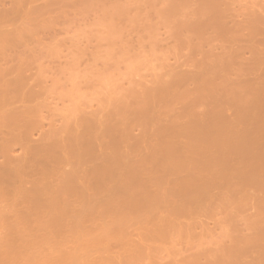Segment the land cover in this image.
Segmentation results:
<instances>
[{
    "label": "rangeland",
    "instance_id": "rangeland-1",
    "mask_svg": "<svg viewBox=\"0 0 264 264\" xmlns=\"http://www.w3.org/2000/svg\"><path fill=\"white\" fill-rule=\"evenodd\" d=\"M0 2H1L0 3V16H1V13L3 12L2 16L0 17V30L3 32V34L5 32H8V33L12 32L11 33L12 40L9 39L8 37L10 34H8V36L7 35L4 36L5 34L4 35L0 34V37L2 36L1 37L2 39L0 38V40H2L0 41L1 42L0 48H2L4 51V54H3L1 53L2 51L0 49V54L1 55L3 54L2 58H5L4 59L5 61H3L2 58H0V68L2 67L1 70L3 69L2 70L3 72L0 70V72L2 73V75L0 73V76H1L0 82L3 81L5 83L7 82L8 84L11 83L12 86L10 87H13L14 89L13 91L16 90L20 94L22 93V91L25 90L24 91L25 94L21 95L22 97L26 96V94L27 95L29 94V96L31 95V97L26 96L27 98L29 97L31 99H27V101L25 102L30 104V100H31L32 105L30 106L28 105V106L32 112L31 115L33 116V119L35 120V122H38V124L42 121L40 123V125L42 124L41 125L42 129L44 131L47 130L45 131V134L43 135L44 136L43 139H45V142H46V138L48 137V136L45 137L46 134L53 135V132H55L53 135V138L57 136L62 140L64 139L63 137L66 138V136H69V135H70V138H73L71 137V134L72 135H75V133L80 134L77 132L79 131V129L80 131L81 130L85 131L84 134L86 135V132L88 131L87 130L88 127H90L89 130L91 129V132L89 134H91V137L93 138V135H95V131L97 129H98L97 131H100L99 128L101 129L109 128L108 130L115 129L112 127L116 124V121L117 123L118 121H120L118 118V115H121L120 118L121 120L123 118L122 120L123 122L124 118L128 117L127 113H130V112L131 113L129 114L128 119L125 118L126 121L129 120V118H131L130 117L131 114H134L132 115V117L135 116L134 119L140 118V120L136 119L137 121L136 120L133 121L132 120L133 118L130 119L133 122L136 121L135 123H132L133 125L131 124L132 126L129 125L131 122L130 120H129V123L128 121L127 122L125 121V123H127L125 124L126 126H124V124L121 123L123 124V126L121 125L122 128L125 127V129H122V131L124 130L126 132V127H127V129L131 128L132 130L135 131V133L136 132L138 133L141 130L140 126L146 127L147 122L149 121L147 120V118L151 119L150 120L151 122L155 120L157 116H160V115L162 116V114H165L166 116H168L169 113H171L172 111L174 113H172L171 116H175L176 118L178 117L177 119L179 121L186 120L189 114H194L197 117L200 115V114H197L199 112L197 111L198 109L197 110L193 109L195 111L191 110L192 107H190V104L193 103L195 100H197L198 101L197 103H200V104L197 105L195 101V104L197 106L193 104L192 106L193 108L195 107L197 108L199 106V110H201V108L203 109L206 106L208 108L211 104L210 105H207V104L212 103L213 101H215V99L216 101H218L220 97L218 96L219 98H217L216 95L220 93V90H218V88L223 86L222 83L226 82L227 85L228 84L230 85L231 83H233V81L236 80L235 79L236 77L233 75L234 73H232L235 71H231V70H233L232 69L233 66H237V68L239 67L238 65L242 66V64L237 63L238 62L237 60H239L240 58L243 59L242 57H246V58L248 57V59L252 58V60L256 59L255 60L256 64L253 63L255 70L256 68H258V66L264 65L262 63V61L264 60H261L264 58V56H262L263 58H261L260 56L259 58L260 60H258V57L261 51L263 52L262 55H264V0H189V1L187 0H0ZM210 3L213 6L212 8H211V5H209ZM207 4H208V7L206 6L207 8L205 7V10H204L203 7ZM214 4L216 7L214 6ZM209 6L212 10L215 9L214 12L209 8ZM216 8H217V11H216ZM194 10L196 11V14H197L195 16H194L195 14ZM197 10L200 11L199 15H198L199 12ZM211 13L213 15L214 13L215 14L217 13L218 16L216 15L213 16ZM219 14H221L222 16H220ZM199 18L202 20V22L201 20H199ZM205 18H208L207 19L208 21ZM211 20L212 21L217 20L216 22L218 24L214 23L213 25V22H210ZM187 21H189L190 24L189 22L187 23ZM194 21L197 23H195ZM218 21H222L223 26L225 27V30L223 29L224 27L222 26V23ZM249 21H252V23ZM195 24L196 25L198 24V25L196 26ZM201 24L203 26H201ZM204 25L206 26L209 25V26L205 27ZM256 26L258 27V29L256 28ZM192 27H195V28H192ZM203 27H205V29ZM197 29L199 30L200 34L199 32H197L198 31ZM13 34L16 35V38L15 37L14 38L16 39V41L18 40V42H15L13 38ZM18 35L19 36L21 35V38L18 37ZM3 37L4 38L6 37V38L3 39ZM252 42L254 43V45L258 44L257 45L258 48L257 46L254 48V46L251 45L253 44ZM249 43H250V46H249ZM229 48L230 50H226ZM257 49L259 53L258 52L256 53ZM256 55H258L257 58L255 57ZM203 57L205 58L206 61H204ZM206 58H208V60ZM236 58L238 59L236 60ZM248 59L247 60L245 59L247 62H244L243 64L249 63V62L252 63L251 59H249L250 61ZM217 60L220 62L214 63V61H217ZM203 61L206 62V64H203L204 63ZM242 61L243 60H241V62ZM200 62L204 66H202ZM208 62L210 63L213 62V64L215 65V66H212L209 63L211 70L212 71L214 70L215 75H214V72L212 74L211 73L212 71L209 70L210 67L206 69V67L209 66ZM195 63H197L198 65H195ZM199 65L202 70L200 69V67H198ZM205 65L207 66L205 67ZM195 66H197L198 68L194 69ZM216 66L219 68H222V70L217 69ZM245 66H248V64H246ZM245 66L243 65L242 67H239L240 70L242 69V72H245V74L244 73L241 74V71L240 73L239 71L236 72V73H239L236 76L238 77L240 76V80L243 79L242 81H240L241 83L240 85H242V83L245 80L244 77L246 76V71L243 69H246L248 73H250L249 70L252 69L251 65L247 67L248 69L245 68ZM202 67H204L206 71L208 70V72H205L204 68ZM260 67L256 71L260 72L259 71ZM196 69L201 70V73L200 71L198 72V74L195 73L196 71H198ZM178 70H180L179 74L183 72L184 75L182 74L183 76H181L183 78H187L186 76L189 74L188 70H190V73H192V75L189 74L191 76L188 75V77L190 78L189 79L187 78V80L188 81L192 80L191 77L193 76L195 77L194 80H197V81L199 79L202 80V81H199L201 82L200 84H202L203 81H204L203 84H205L208 79V76L211 75L207 81L208 83L206 84H209V81L210 82L212 81L211 84L216 85V87L215 86L213 87V85L211 87L213 89L215 88L216 91L212 90V88L209 87L211 89V92L213 91V93H211L208 91L209 88H207L208 93H205L207 95L206 96L207 99H206L204 97L205 95L203 96L204 92L203 94H199V92L202 93V91L196 92L198 89H196L194 86L197 87L199 83L196 81L197 83L196 85L195 81L193 80L195 85L193 86V84H191L193 83V81H191L187 83V85L189 86L188 87L186 85V82H187L186 79H185L186 82L184 83L185 80L184 81L180 80V77L177 74L178 72L175 75V72ZM202 71L203 73L204 72L207 73V75L205 74L206 78L203 77L204 79H202L199 76L200 74L202 76L204 75ZM219 71L222 72V74H223V71L224 73L226 72V74L222 75L224 79H227V77L225 78V76H227L228 74L229 78L227 81L225 80L224 82H222V79L216 78V76L220 78L219 75L221 74ZM171 73L175 75L176 78L178 77L177 78L178 82L176 78L175 79L173 78L175 76L170 78V76L172 75ZM260 73H259V76L263 75ZM253 74H249V78H247L248 76L246 77L248 82H251L253 80L252 77L250 78V76ZM165 75L167 77H165ZM232 75L235 78H233ZM162 76H164V79L162 78ZM212 76H214V78ZM3 78H6L7 80ZM158 78L159 80H156ZM173 79L176 83L175 82L172 83ZM210 79H214V81ZM217 79L221 82V84L216 83ZM159 81L161 82L160 84H158ZM181 81L182 83L180 84L179 82ZM214 82L216 84H214ZM236 82H239V81L237 80ZM162 83L163 85H166L167 83H168L167 85L172 84V87L166 86V88H170V90L177 88L175 90L176 92H178V90L180 89L181 91L179 92L181 94L177 93L179 95L177 94L175 95L172 92L174 90L170 91L166 89L163 85L162 86L164 88L162 89V87H158L157 89L158 92H157L156 91L157 86L158 85L160 86ZM178 83L179 85H184L182 86V88L184 89H182L178 85ZM13 84L14 86L16 85L15 87H18L19 85V88H22V87H25V88H23L24 90L21 89L22 91L20 92L13 86ZM173 84L178 85V86H176L175 88V85ZM206 84L201 85V86L208 87L210 85L209 84L207 86ZM236 85L238 86V84ZM224 86H225V83H224ZM242 86L244 87H241V86L240 87L242 88V90H244L243 88H246V86L245 85H242ZM199 87L200 86H198V88ZM240 87L238 86V89H236L235 87L234 88L235 90H239V89L241 90ZM7 88L9 89V87ZM194 88L196 89L194 90L195 94L191 95V92L193 91ZM8 89H7V92H8ZM201 89H206V88L204 87ZM26 90H27V93H26ZM148 90L150 91L148 92ZM182 90L186 91L184 92L185 94L187 92H190L191 96L184 97ZM9 91H11V89ZM13 91H11V96L15 98L16 95L15 94L12 95ZM151 91H152V94H150ZM239 91H234V92L237 93ZM159 92H162L163 95L167 93L168 96L167 95L163 96L161 93L160 95ZM19 93H16V94H19ZM147 93L150 94V96H148ZM196 93L199 94V97L198 95L196 96ZM208 94H210L211 97ZM212 94H214L215 99L212 96ZM142 95L145 97L143 98ZM180 95H181L180 99L185 98V101L187 103L189 102L188 103L189 106L185 101H182L184 99H181V100L179 99L178 96ZM146 96L148 97L146 98ZM160 96L165 97L167 99L164 100L165 98H163L162 100V97L160 98ZM173 96H176L177 99ZM169 97L171 100L170 102L173 104L172 106L169 102L167 105V101H169L168 100ZM11 98H10V101L12 103V100L14 99H11ZM17 98H19V96H17ZM208 98H211V99H208ZM178 99L183 104V105H180L181 104L180 103L179 104L180 106L177 104L179 107L176 105L177 103L176 100ZM209 100H212V102L208 103ZM219 100L222 106L226 105L227 100L225 102V98L221 97ZM134 101L137 104H135ZM151 101L152 103L150 105ZM160 101H162V103ZM163 101H165L166 104ZM20 102H17L16 104H19ZM131 102L137 106L135 107L132 106ZM155 102H157L159 105L162 104L161 107L163 108H164V105H163L164 103L165 105L169 107L167 109L170 111L169 112L166 111L167 110L165 109L166 106L164 109H162L160 106H157L158 104L156 105ZM126 103L127 105L131 104L130 107H128L129 105L125 106L124 104ZM217 103L216 105L219 106L218 109L223 111V114L228 117L230 110H228L227 108L224 109L227 106L221 107L220 106L221 104L219 103L220 104L219 105ZM141 104L142 105L149 104V106H147L148 108L151 107L153 104L154 105H153V109H151L152 107L150 108L152 111H149L150 109L148 108H147L148 110H146L145 108L146 105L141 106ZM33 105H35L34 108H33ZM139 105L141 108L139 107ZM169 105L173 108L170 109ZM216 105L214 104V106ZM154 106H157L159 109L161 108L163 110V113H161L162 111L159 112L157 107L154 109ZM181 106L183 109L185 108V111L181 108ZM186 106L189 107L188 109L191 110V111L189 110L191 113L188 111ZM177 107L182 110L181 111L179 109L181 113L184 112V115L185 113H187V116L182 118L180 115V111L177 109ZM130 108L132 109V111ZM142 108L146 112H144ZM118 110H121V111H118ZM123 110L124 111L127 110V111L123 113L124 112ZM153 110H155L156 112H153ZM35 111L38 113H36ZM138 111L140 112L141 115L140 114L135 115V112H138ZM201 111L203 112V110ZM119 112L120 113L122 112V114H120ZM148 112L149 113L151 112L150 114H152L153 116L150 115L148 117L149 115ZM87 113L88 114L90 113L91 115L89 116L93 115V117L95 118L93 119V117H89ZM115 113H117L116 116H115ZM145 113H148V114H145ZM153 113L154 114L157 113V114L154 115ZM225 113L226 114L228 113V114L226 115ZM83 114L86 117H84ZM123 114L124 115L126 114V116H124ZM39 115L41 116V119ZM34 116L37 117L39 121ZM96 116L100 118L99 120H101L102 116L103 117L106 116L105 118L107 119L108 117V121L107 120L103 121L105 118H102L103 125L99 124L100 127L97 128L99 120L95 121L97 119ZM144 116L146 117L145 120L143 119ZM115 117H117L116 120H115ZM83 118L84 120H82ZM85 118H88V121L92 120L91 121L92 124L91 122H88L87 120H85ZM80 120L81 122H79ZM113 120L115 121V123H113ZM143 121H145L146 123ZM85 122H86V125L90 123L91 125H93V127L97 126V127H94L96 130L95 131L92 130L94 128H91V126L89 125L87 127L85 125ZM104 122H105V126H104ZM108 122H110L111 126L113 124L114 125L111 127L110 124H108ZM137 122H140V123H137ZM95 123H97V125H94ZM138 124H141V125L139 126ZM149 124L151 125L153 124V122ZM149 124L147 125V127L150 126ZM83 125H85L84 127H87L86 130L85 128H83ZM116 125L120 126L119 124H116ZM135 126L137 128H135ZM117 128L120 131V128L116 126V130ZM138 128L139 130L136 131V129ZM71 130H74L75 133L74 131L72 132ZM111 130H110V133H111L110 138H112V136L114 137V132L112 133ZM116 130H115L116 132L115 135L119 136L120 132ZM132 130L130 131L127 130V132L129 131L128 132L130 133L129 135L132 134L131 136L132 138H137V137H134L136 136V134L133 136L134 132ZM117 132L119 134H117ZM92 133L94 134L92 135ZM122 133H121V136H122ZM141 133L142 132L140 131L137 134V136L140 134V137L138 136L137 138V140L139 139V141L142 138ZM35 134L34 136L36 137ZM118 136L114 138L117 139L119 138ZM80 137H83V135ZM48 138L47 139L49 141L53 139L51 136ZM124 138L126 137L122 136V140L120 141L119 139L117 140L114 139L115 142L117 141V144L114 142V140L112 141V143L114 142L113 144L116 146V145H119V142H122L120 143V145L122 146L124 144L123 142L126 143V140H127ZM61 140L55 141V138H54L55 143L59 141L60 142L59 144H61L62 143ZM71 140L75 141V139H70V140L67 139V142L70 141L73 144V141ZM129 140L131 141L130 142L131 145H129L127 142V146L126 144H124V147L122 146L120 147V149L116 148L118 153L113 152L114 150H116L114 148L115 146L113 145L112 147L113 151H111V153L113 154V157L116 159V161H120L119 159L120 157L118 158L119 160H117V154L120 153L119 152L120 150L124 148L123 151H126V150L128 151V148H130L131 146H133V149L136 148L135 146H138L139 141L137 143L135 139H132L136 143L134 144V142L131 139ZM54 141L52 140L51 142H54ZM142 143L139 144V146L142 145ZM70 144L71 143H68V145ZM145 145L146 144L143 143L142 148H144ZM139 146L137 147L139 150L134 149L136 152L140 151V149L142 150V148H140ZM125 147L127 148L126 150H125ZM130 149L132 151V148ZM58 151L60 150L58 149ZM123 151H122V156H124L123 153H125ZM127 151H126V154H127ZM135 151H132V153L128 151L127 156L129 154L133 156L134 155L133 153H135ZM61 152H62L60 153L62 155L61 158L64 159V156H66V153L64 152V156H63V151ZM68 153L70 155V152ZM120 154L118 156H121ZM61 158L58 157V159H61ZM54 159H55V164H58V162L62 160V159L58 160L55 157ZM56 160L58 162H56ZM182 160H185V159L183 158L181 159V161ZM124 175L126 177L127 173L121 175L122 177L119 176L118 178L122 180V178H124L123 177ZM132 175H134V173L127 175V177L128 176L132 177ZM114 177H116V175ZM127 177H126V180H127ZM112 180H114V178ZM126 180L123 181V184L126 182ZM245 180L247 179L245 178ZM258 180L260 181V179ZM117 181L116 182L114 181V182L115 184L118 183L117 186H119L122 183V181H120L121 182L120 184ZM242 181L243 183L242 182L241 183L242 185H244V178ZM147 182L150 184V186H148L149 184H147ZM160 182L161 181L158 182L157 180L151 181L150 179L148 180V178L146 179L145 183H146V188L148 189H146L144 186H143L144 187L143 189L148 190L147 194L148 192H150L149 193L150 197H151L150 195L151 193H154L152 194V197L153 196L155 197H153L154 199L150 197L148 199V197H146L147 196L146 193L144 197V194H143L144 192H143L142 194L144 198L142 199L141 204L138 205V208L143 209V207H145L144 212L145 211H149V212H146L144 215L142 214L143 210L141 214L140 212L139 213L136 212L137 216H141V217L145 216L143 218H146V214H148V218L150 216H154L157 214L156 218L160 219L161 217L160 220H162L161 225H158L159 229H157L156 231H152L148 229L150 225L149 226L139 225V223H136L138 221L136 222L132 221L136 214L134 213V211L132 214L130 213L131 210L125 209L124 210L125 212L129 211L127 214L124 212L126 215L122 213V211H119L117 213L119 217H117L116 215V218H119V220L123 223L121 224V222H118L119 224L118 227H122L123 229L122 230L123 233H121L119 241L121 240V238L122 240L123 239L125 240L119 243L118 240L116 241V239H114L111 242L105 243L104 241L103 243V240L99 238V240L102 243L98 241L99 243V247H98L97 242L92 241V240L97 239L96 237L95 239H93L94 234L89 235V237L93 236L92 240L89 237L87 238L88 236L87 235L86 237L85 236L84 237L89 239L88 240L89 242L92 241L96 247H93L94 244L92 245L91 244L92 242L89 243L87 241L88 242L87 243L86 242L87 239H85L83 241L86 242L87 244H83L82 243L83 241H81L80 243H82V245L83 246L85 245V246L83 247L82 245L79 244V246H77L78 248L76 249L80 251V253H83L84 248L88 247L85 250V252L86 253L87 251L88 253L91 252L89 256V258L91 257L90 258L91 260L89 258L87 259L86 257L81 258L80 260L79 256H76L79 253L77 250H76V253L72 254V252L75 251L76 244L78 245L79 243L78 241L77 243L75 242L73 244L75 245L74 247H72V243L71 244L67 243V245L69 244L72 247V249L73 248L74 249L72 250L71 247L69 249V245H68V248L66 245L65 249L67 250H65L66 252L65 251L64 252L68 253L69 252L68 249L72 250L70 251L72 255L70 254V252L69 254L72 256L73 259L70 258L71 256L69 254H64L66 258H67V255H69L70 257L68 256V258L71 259L72 264H79V263L83 264V262L85 261L88 264H93L94 261H95L94 262L95 264H104V263L107 264L108 262H110V260L112 261L111 264H113V262L114 264L116 263L119 264V260L121 261L123 260L122 262H120V264H243V261L245 262V260L248 261V259H250V261L248 262H251L252 260L253 253H250L249 255L248 254L249 251L250 252L254 251L255 255L259 253V250L257 251L256 249V247L258 248L259 244L254 243L253 245L252 243V246L254 247H252L251 244H249L250 248L245 247L246 245L244 246L245 250L247 251V254L245 253L246 256L249 255L248 259L244 255H242L244 253V250H240V248L239 250L242 254L237 252L240 255L239 254L236 255V250H237L236 248L238 247V244H237L238 241L234 242L233 239L234 240L237 239L241 241V238L239 239V237H236V236L240 235L241 237L242 235L239 234L241 232L243 234L246 233V236H247V233L250 232V228L251 227L253 228L254 225H252L251 221L254 220L255 217L248 218L247 213L249 214L248 216H250V214L252 215L253 211H256L254 209L258 207V204L256 203L257 201L255 199L258 195H259L258 197H261L260 195L263 192L262 190H259L260 188L257 191L256 186H254L256 191L250 190L249 192L247 191L248 193H246L245 191H242V193H246L245 195L243 194L244 195L243 196L241 192H237L238 194L237 193L234 194L235 191L231 192L235 187H239L238 186L239 181H235L234 184L230 183L229 181L228 183L231 184V188L229 187L228 184L224 185V183H222V186L220 188L219 186L221 184L218 182L217 186L219 187V189L216 190L215 188V190L213 191L214 189L213 188L212 191L208 193L210 197L209 196L208 198L201 197V200H199L200 197H197L198 199L195 198V201L197 202L203 201V199H205L206 201L205 200L203 201V203L205 202L204 204L200 202L199 203L200 207H198L197 209L192 208L193 210H186L187 208L191 209V207L186 206V203L183 202L184 199L181 200L182 198L186 197V196H183L185 195L183 194L184 192L181 191L183 193L180 194L181 195L180 197H182L180 199L179 196H176L177 193L176 195L175 194L172 195L171 190L164 189L162 182L161 183ZM254 182L255 180L254 181L252 180L251 183H254ZM251 183L250 181L247 182V184H251ZM242 185L241 187H243ZM254 187L252 189H254ZM153 189H155L154 191L156 192H153ZM228 192H229V195H227ZM158 193L160 194L158 195ZM155 194H157V196ZM139 196L142 197L140 194ZM145 202H147L148 204H146ZM176 204L178 207L176 206ZM201 204L203 205L201 206ZM148 205L149 207L146 208ZM172 206L175 209L177 208L179 209L182 206L181 209L183 210H181V212L184 211V213L172 212L173 210ZM251 206H253V208ZM258 210H260V208ZM137 211H141V209ZM178 211H180V209ZM150 212H153V213L149 215ZM105 213H104V216L103 215L102 216L103 218L106 219L107 214ZM259 213L256 215L255 214L253 215L255 216L258 215L259 217ZM120 215H122L123 217H121ZM102 216L100 218V221L103 220ZM123 218H127V219L129 218V220L127 221V219H123ZM126 221L129 224H127ZM260 221H263V220H260ZM252 222L254 224V221ZM140 223L142 222L140 221ZM120 224L122 226H120ZM83 226H87L85 227L87 229H88V226L93 227V225H83ZM96 226L97 227L99 226L100 228V225H96ZM105 226L107 225H102V227H105ZM258 226L260 227V223ZM258 226L256 225V227ZM91 227H89V229H91L90 233L94 231L97 233V235L101 234L99 232L100 229L99 231L98 230L95 231L94 229L92 230ZM259 227H258V230H255L256 228L253 229L251 233H254L253 231H256V232L259 231V229L262 228V226L260 228ZM126 231L127 232L130 231V232L127 233ZM122 234H125V235H122ZM246 238L244 240L247 241L248 239ZM232 243H235V244L232 245ZM243 243L246 244V242H243ZM234 245L236 246V248ZM89 246L91 248H89ZM41 247L43 248V251L47 249L46 245H45L46 248H44V245L43 246L41 245ZM251 247L252 249H254L253 251ZM228 251L230 252V256L228 254ZM80 253L78 255H81ZM74 256L76 257V259ZM93 256L94 257L97 256L95 259L96 260L100 259L102 263H99L100 260L99 261L97 260L98 262L94 260L91 263V261L94 259ZM80 257H83V256H80ZM103 257L105 259L110 258V260H104ZM244 257L245 259H243ZM85 258L86 260L82 262V260ZM63 259H65V257ZM67 259H65L67 262L63 260L64 263H61V262L60 263L69 264L70 261H68L69 259L68 260ZM72 260L75 262H73ZM241 260L243 261L241 262ZM19 261L18 263L17 262L16 263L22 264L23 261H21V263H19ZM86 262L84 264H86ZM248 262L246 263L248 264ZM39 264H42V263L39 262Z\"/></svg>",
    "mask_w": 264,
    "mask_h": 264
},
{
    "label": "bare ground",
    "instance_id": "bare-ground-1",
    "mask_svg": "<svg viewBox=\"0 0 264 264\" xmlns=\"http://www.w3.org/2000/svg\"><path fill=\"white\" fill-rule=\"evenodd\" d=\"M187 1H189V0H187ZM209 5H211V8L213 7L211 3ZM206 6L208 7V4L203 7L204 10H205ZM214 6H215V4H214ZM209 8H210V6H209ZM209 8H208V10H209ZM217 8H216V11H217ZM214 10L215 9H213L212 11L214 12ZM1 12H2V10H1ZM198 12H199L198 13V15H199L200 11H198ZM2 13H1V16H2ZM194 13H195L194 16L197 15L196 11ZM211 14H210V16H211ZM214 15L218 16L217 13L216 14L214 13ZM219 15L222 16L221 14H219ZM196 19H195V21H196ZM203 19H204V17H203ZM205 19L207 20L208 18H205ZM199 20H201V19L199 18ZM216 21L217 20H215V21L211 20L210 22H213V25H214V23L218 24ZM252 21H249V22L252 23ZM188 22L189 21H187V23ZM201 22H202V20H201ZM204 22H205V20H204ZM210 22H208V23H210ZM218 22L222 23V21H218ZM195 23H197V22H195ZM189 24H190V22H189ZM192 24H193V22H192ZM198 24H200V23H198ZM201 26H203V25L201 24ZM204 26L207 27L209 25H207V26L204 25ZM222 26H223V23H222ZM257 26H256V28L258 29ZM205 27H203V28L205 29ZM219 27H217V28H219ZM192 28H195V27H192ZM198 28H199V26H198ZM223 29L225 30V27ZM186 30H187V28H186ZM191 31H193V30H191ZM195 31H196V29H195ZM202 31H201V33H202ZM1 32L2 31L0 30V34L1 35L5 34L4 36H6V35L8 36V34H10L8 37H9V39H11V37H12L11 33L12 32L8 33V32L4 31L5 32L4 34H3V32L2 33ZM197 32H199V30ZM199 34H200V32H199ZM14 37L16 38L15 34H13V38ZM18 37L21 38V35L20 36L18 35ZM5 38L3 37V39H5ZM15 38H14L15 42H18V40L16 41ZM0 41H2V40H0ZM250 43H249V46H250ZM196 44H198V43H196ZM255 44H256V42H255ZM251 45H253L255 48L258 44L254 45V43H253ZM0 47H1V42H0ZM257 48H258V46H257ZM0 49L2 51L1 53L4 54L3 49L2 48H0ZM226 50H230V48L226 49ZM257 52L259 53L258 49L256 50V53ZM262 53L263 52L261 51V53L259 54V57H258V55H256L255 57L256 58L258 57V60H260L259 59L260 56H261V58H263L262 56H264V55H262ZM3 54L2 55L0 54V56H1L0 58L3 57ZM12 57H14V56H12ZM242 58L243 59H241V58L239 59L240 62H239V60H237L238 58H236V60L238 61L237 63L242 64V66L243 65L245 66L246 64H248V66H245V68L249 67L250 65L252 68L251 70H249L250 73H248V71L246 69H243L246 71V76L244 77V75H243L245 80L242 83V85L246 86V88H243L244 90H242V88H241L244 86L240 85L241 84L240 81H242L243 79L241 78L242 80H240V76L239 77L236 76L240 73V71H241V74L242 73L245 74V72H242V69L240 70V68H239L242 66L238 65L239 66L238 68H237V66H233L234 68L232 67L233 70H231V71H235L232 73H234L233 75L236 78L233 75H232V77L235 78L236 80L230 84L231 86L229 84L227 85L226 82H224L225 80L227 81L229 78L228 74H227V76H225V78L227 77V79L223 78L222 75L226 74V72L224 73V71H223V74H222V72L219 71L221 74V75H219L220 78L216 76V78L222 79V82H224L225 86H226L225 87L224 83H222L224 87L221 85L222 87L218 88V90H220V93H218V94L216 93L217 94L216 97L217 98H219V97L225 98V102L227 100L226 105L222 106V104L220 103V100H219L220 98L218 99L219 102L216 101L215 96H214L215 92H214V94H212V96L214 97L216 102L213 101V102H215V103H213L212 100H209L208 103L209 102H212V103L207 104V105L211 104L208 108H207V106L206 107L204 106L205 108H203V109L201 108V110H203V112L201 110H199V106L197 108L196 107L193 108L192 104L195 106L200 104V103H197L198 102L197 100H195L197 105L195 104V101L190 104V107H192L191 110H193V109L197 110L198 109L197 111H199V112L197 114H200L199 116L196 117L194 114H189L187 116V113H185V115H184V112H182L184 115L183 116L181 113L182 110L180 108H178L180 105H183L182 102L179 101V99L181 97V95H180V96H178L179 99L176 100L177 101L176 105L177 104L179 105L181 103L179 106L177 105L178 106L177 109L181 110V111L180 110L179 111H180V115L182 118H184L186 116H187V118L184 121H179L177 119L178 117L176 118L175 116H171V114L174 113L172 110H171L172 112L169 113V115L167 114L168 116H166L165 114H162V116L160 115L161 113H163L162 109H164L165 106H166L165 109L169 108L167 106L168 102L171 104V106L173 105L170 102L171 101L170 97L168 99L169 101H167V105H165L166 103H165V101H163L165 103V104L163 103L164 108L161 107L162 104L159 105L160 103L157 101L159 104L157 102H155L156 105L158 104L157 106H160L162 109L161 108L159 109L157 106H154V109L157 107L159 112L162 111L159 114L161 117L157 116L155 118V116H154L155 120H153L151 122H150L151 119L147 118V120H149L147 122V125L149 123L153 122V124H151V125L149 124L150 125L149 127H147V125H146V127L145 126L142 127V126H140L141 124H138L140 126V129H141L140 131L142 132L141 133L142 138L140 141H139V139L137 140L138 136L140 137V134L137 136V134L140 131L138 133L137 132L135 133L134 130H132L131 128L127 129V127H126V132H127V130H129V131L132 130L134 133L133 132H131V133H133V136L136 134V136H134V137H137V138H132L131 137L132 134L129 135L130 133H128L129 131L127 133L124 130H123L124 132L122 131V129H125V127L122 128V126H123V124H124V126H126L125 124H127V123H125V121H126L125 118L128 119L129 114L131 113L130 111H128L130 113L126 112L128 114V117H125L123 122H122L123 118H122V120L120 118L121 115H118V118L120 121H118V123L116 121V124H119L120 126L121 125L122 126L120 127L116 124L115 125L120 128V131L118 128L116 130V126L114 124H113L114 126L112 125L113 126L112 127L110 122H108V124H110V126L112 128H115L113 130L110 129L112 131V133L114 132V137L118 136V135L117 136L115 135L116 134L115 130L120 132V134L117 132V134H119V136H118L119 138H117V139H119V141L122 140V136L126 137V138H124V139H127L126 143L123 142L124 144H126V146H127V142L129 145H131V143H130L131 141L129 139H131V140L135 139V141L137 143L139 141L138 146L142 142L146 144L144 146V148H142L143 143H142V145L139 146L140 148H142V150L140 149V151H137L139 153H137L134 150V149L139 150L137 148L138 146L134 145L136 147L134 149H133V146L130 147V148H132V151H135V153H133L135 156L134 155L132 156L130 154L127 156L128 151L129 152L131 151L130 148H128V151H127L126 150L127 148L125 147L127 154H126V151H123L124 148L123 149L121 148L122 150L119 151L121 153V154L119 153L121 156H118L119 154H117V160L120 159V161H116V159L113 157V154L111 153V151H113L112 150V147L114 145L113 143L117 139H115L113 136H112L113 139L110 138L111 133H110V130H108L109 128H104L105 122H104V126H103L104 129L99 128L100 127L99 124L103 125L102 118H105L106 116L105 117L102 116L101 120H99L100 118H98L96 116L97 119L95 121L99 120V123H98V125H97V123H95L94 125H97L98 127L97 126H94V127L99 128L100 131H97L98 129L96 130L93 127V125H91L92 120L88 121V118H85V120H87L88 122H91V124L89 123L87 125L85 122V125L87 127H88V125L91 126V128H94L92 130H94V131L96 130L98 132L97 133L95 131V135H93L94 133H92L93 138L91 137V134H89L91 132V129L89 130L90 127L87 128V127H84L85 125H83V128H85V130L87 128V130H88L86 132V135L84 134L85 131H82V130L80 131V129H79V131H77V132L80 134H77L74 131L76 129H74L71 131L72 132L74 131L75 135H72L71 134L72 132L70 133L71 137H73V138H70V135H69V136H66V138L63 137L64 139L61 140L59 137L55 136L54 137L55 141L61 140L62 146H61V144H59L60 143L59 141L57 142L58 144L55 143L54 138H53V135L55 132H53V135H48V134L45 135V137L51 136L53 138L52 140L54 142H51L52 140L49 141L48 139H50V138H48V137H47L48 139L46 138V142H45V139H43V137H44L43 135L45 134V131H47V130L44 131L42 129V126H41L42 124L40 125V123L42 121L38 124V122H35V120L33 119V116L31 115L32 112L29 108V106L32 105L31 100H30V104L25 102V101H27V99H31V98H29V97H31V95L29 96V94L28 95L26 94V96H29L28 98L26 96L22 97L21 95L25 94V92H24L25 90L23 89L25 87L19 88L18 84H17L18 87H15L16 85L14 86V84H13V86L17 90H19L20 92L22 90H24L20 94L16 90L13 91L14 90L13 87H10V86H12L11 83L8 84L7 82L5 83V82L1 81L2 83L0 82V264H17L19 260L23 261L22 264H39V262L42 264H45V263L46 264H50V263L51 264H57V263L61 264V263H64V261L67 262L65 259H67L68 256L71 254L70 251H72L74 249V248L72 249V247L75 246L73 244L75 242L77 243V241L79 242L78 245L76 244L75 251H73L72 254L76 253V250H77L76 248H78L77 246H79V244L82 245V243L87 244L89 242L88 241L89 239H87V238L91 234H94V238H93V236L92 237L90 236L89 238L92 240V238L95 239V237H96L97 239L92 240V241H94V242L96 241L98 247H99L98 241H100L99 238L103 240V243H104V241H105V243L111 242L114 239H116V241L117 240L119 241L121 233H123L122 232L123 229H122V227H118V225H119L118 222H121V221L119 220V218H116V215L119 211H122V213H124L125 209L131 210L130 213H132V214L134 211V213L136 214L134 216L135 220L131 217L133 219L132 221H135V222L138 221L136 223H139V225H147V226L150 225L148 229H150L152 231H156L157 229H159L158 225H161V221H162V220H160L161 217H160V219L156 218L157 214L154 216H150L149 218H148V214H146V218H143L145 216H142V217L137 216V213L140 212V214H141L142 210H143V212H142L143 215L146 212H149V211L144 212L145 207H143V209L138 208V205L141 204L142 199L145 197V193H146V195H147L146 197H148V199L150 197L149 196L150 192H148V194H147L148 190L143 189L144 187L146 188L145 182H146L147 178H148V180L150 179L151 181L152 180H154V181L157 180L158 182L161 181L164 189L171 190L172 192L171 191L170 192L172 193V195L173 194L176 195V193H177L176 196H179L180 199L182 198V197H180L181 196L180 194H182L184 192L183 194H185V195H183V196H186V197L182 198L181 200L184 199L183 202L186 203V206L191 207V209L187 208L186 210H193V209H197L198 207H200L199 203L200 202L203 203V201L205 199H203V201L197 202V201H195V198L200 197L199 200H201V197L208 198V196H209L208 193H210V191H212L213 188H214L213 191L215 190V188H216V190H218L219 187L221 188L222 183H224V185L228 184L229 187L231 188L230 183L234 184L235 181H239L238 182L239 187H235L231 191V192L235 191L234 194H236L237 192L242 193V191H245L246 193H248L250 190H255L254 186H256L257 191L260 188L259 190H262L263 191L262 194H263L264 193V65H260L261 67L257 65L258 68L260 67V70H259L261 72L260 73V72L256 71L258 68H256V70L254 68V64H256V62H255L256 59L253 58L254 60H252V58H249L252 61V63H250L249 62L250 60L248 59V57L247 58L242 57ZM2 59H3V61H5L4 60L5 58H2ZM2 59H1V61H2ZM206 59L208 60V58H206ZM245 59L249 60L248 62L250 63V65H249V63L243 64L244 62H247ZM211 60H213V59H211ZM241 60H243V61L241 62ZM261 60H264V58ZM200 61H202V60H200ZM204 61H206L205 58H204ZM215 62L219 63L220 61L217 60V61H214V63ZM197 63H195V65H198ZM209 63L210 62H208V64ZM262 63L264 64V61H262ZM5 64H6V62H5ZM200 64H201V62H200ZM203 64H206V62H204ZM210 64L212 66H215L213 64V62ZM210 64L208 67H206L207 65H205L206 69L210 67ZM202 66H204V65H202ZM198 67H200V65ZM198 67L195 66L194 69L198 68ZM219 67H217V69L222 70V68H219ZM1 68H0V70H1ZM202 68H204V67H202ZM200 69H201V67H200ZM234 69H236V70H234ZM253 69H254V71H253ZM196 70H198V71H196L195 73L198 74L199 71L201 73L202 69L201 70L196 69ZM204 70H205V68H204ZM209 70H211V67L209 68ZM188 71H189V74L192 75V73H190V70H188ZM203 71H202V73H203ZM238 71H239V73H236ZM179 72H180V70L176 71L175 75L177 73L180 77V80L184 81L185 79L187 80V78L188 79L190 78V77H188L189 74L186 76L187 78L181 77L184 74H183V72H181V74H179ZM205 72H208V70L207 71L205 70ZM205 72L203 73L204 74L203 76L201 74L199 75L202 79L206 78L205 74L207 75V73H205ZM213 72H214V70L211 73L213 74ZM227 73H228V71H227ZM247 73H248V75H247ZM253 73L256 75H254ZM259 73L263 74V75L259 76ZM185 74H187V73H185ZM249 74H253L250 76V78L252 77V79H253V80L251 79L252 80L251 82H248V80L246 79L247 76H248L247 78H249ZM1 75H2V73H1ZM175 75L172 74L170 76V78L175 76ZM191 75H189V76H191ZM214 75H215V72H214ZM257 75H258V77H257ZM210 76H208V79L210 78ZM165 77H167V76L165 75ZM212 77L214 78V76H212ZM159 78L156 80H159ZM162 78L164 79V76H162ZM173 78L175 79L176 76ZM177 78H176V80H177ZM191 78H192V80H189V81L187 80V82L185 80L184 83L186 82V85H187V83L193 81L195 77L192 76ZM199 78H197V79H199ZM237 78H239V79H237ZM0 79H1V76H0ZM3 79H6V78H3ZM174 79H173V81L171 80L172 83L175 82ZM208 79H207V81H208ZM218 79H217L216 83L221 84V82ZM210 80L214 81V79H210ZM237 80L239 82H236ZM182 81L179 83L181 84ZM194 81L196 83L197 80H194ZM194 81H193V83H191V84H193V86L195 85ZM199 81H202V80L199 79L197 81L199 84L197 85V83H196L197 87L194 86L196 89H198L196 92L202 91V93L199 92V94H203V92H204L203 96L205 95L204 97L206 98L207 95L205 93H208L207 88H209V87L212 88L211 87L213 85V84H211L212 81L211 82L209 81L210 85L206 84V83H208L206 81L205 84L207 86L209 85L208 87L204 86L206 89H201V88H204L201 85H205V84H203L204 81L202 82V84H200L201 82H199ZM177 82H178V80H177ZM14 83H16V82H14ZM23 83H25V82H23ZM160 83L161 82L159 81L158 84H160ZM163 83H164V81H163ZM163 83L160 86L158 85L157 88L155 87L156 91H157L158 87H162V89L164 87L166 88V86L172 87V84H170L171 85L170 86V85H167L168 83L166 85H163ZM179 83H178V85H179ZM216 83L214 82V84H216ZM232 84H233V86H232ZM236 84H238L239 87L241 86L240 87L241 90L239 89L240 91L235 90V88L237 86ZM173 85H175V84H173ZM178 85H175V88ZM179 86L182 88V86H184V85H179ZM198 86H200L199 87L200 90H199ZM214 86L216 87V85H213V87ZM218 86H220V85H218ZM228 86H230V87H228ZM238 86L236 89H238ZM7 87H9V89ZM190 87H191V85H190ZM173 88H174V86H173ZM195 88L193 89V91L196 90ZM210 88L208 90L209 92H211ZM221 88H223L224 90ZM7 89H8V92H7ZM10 89H11V91H13L12 95L13 94L16 95L15 98H13L11 96V91H9ZM166 89L170 90V88H166ZM176 89H172V90L175 91ZM182 89H184V88H182ZM172 90H170V91H172ZM204 90H206V91H204ZM212 90L216 91L215 88L214 89L212 88ZM149 91L150 90H148V92ZM152 91L150 94H152ZM174 91H172V92L176 95L177 93H180L179 91H181V90L179 89L178 92H176V91L174 92ZM182 91H183L184 97L185 96L186 97L191 96V95L195 94V91L194 92L192 91L193 93L191 92V95H190V92H187L189 95L187 93H186L187 94L186 95L184 93L186 91H184V90H182ZM234 91H239V92L236 93ZM16 93H19V94H16ZM26 93H27V90H26ZM142 93H144V92H142ZM160 93L162 94V92H159V94ZM211 93H213V91ZM150 94H148V96H150ZM199 94L196 93V96L198 95V97H199ZM220 94H221V96H220ZM7 95L8 96L10 95V96L8 97ZM143 95H142V97L144 98L145 96H143ZM166 95L168 96L167 93H165V95H163V96H166ZM177 95H179V94H177ZM208 95H210V94H208ZM17 96H19V98H21V99L17 98ZM148 96H146V98ZM25 97H26V99H25ZM161 97L162 96H160V98ZM173 97H175L177 99L176 96H173ZM210 97H211V95H210ZM10 98L16 100L17 102H20V100H21V102L19 104H16L17 102L12 100V103H11ZM138 98H140V97H138ZM163 98H165V97H162V100H163ZM166 99L167 98H165L164 100H166ZM181 99H184L182 101H185V98H181ZM208 99H211V98H208ZM230 100H232V101H230ZM6 101H8V102H6ZM152 101L150 102V105H151ZM187 101H189V100H187ZM160 102L162 103V101H160ZM26 103H27V105H26ZM128 103H130V102H128ZM134 103H135V101H134ZM134 103L131 102L132 106H134V107L137 106V105H134ZM216 103L217 104L220 103L221 105L220 104L219 105L221 107L227 106L224 109L227 108L228 110H230L228 117L223 114V111L218 109L219 106L216 105ZM20 104H22V105H20ZM135 104H137V103H135ZM214 104L217 107L214 106ZM124 105L128 106L129 104L127 105V103H126ZM130 105L128 107H130ZM145 105L141 104V106H145L146 110L150 109L151 107H152L151 109H153V105L149 108L147 107V106H149V104L148 105L145 104ZM34 106L35 105H33V108H34ZM171 106H170V109L173 108ZM188 106H189V104H188ZM188 106H186L187 109L189 108ZM139 107H140V105H139ZM174 108H175V106H174ZM181 108H182V106H181ZM151 109L149 111H152ZM127 110H125V111H127ZM183 110L185 111V108ZM189 110L190 109H188V111ZM118 111H121V110H118ZM125 111L123 113H125ZM131 111H132V109H131ZM143 111L146 112L144 109H143ZM166 111L169 112L170 110L167 109ZM193 111H195V110H193ZM122 112L121 113L119 112V113L122 114ZM138 112H135V115H139L140 112L139 113ZM153 112H156V111L153 110ZM36 113H38V112H36ZM141 113H143V112H141ZM148 113H145V114H148ZM150 113H149L148 117L150 115H152ZM116 114L117 113H115V116H116ZM156 114H154V115H156ZM40 115H39V117L41 119ZM87 115L89 116L91 114L87 113ZM132 115H134V114L130 115L131 118H129V120L132 118H133L132 119L133 121L136 120L137 118L134 119L135 116L132 117ZM163 115H165V116H163ZM35 116H36V114H35ZM83 116H84V114H83ZM124 116H126V114ZM84 117H86V116H84ZM89 117H93V115L89 116ZM35 118L37 119V117H35ZM94 118L95 117H93V119ZM116 118L117 117H115V120H116ZM143 119L145 120L146 117L144 116ZM82 120H84V118ZM105 120L108 121V117H107V119L105 118L103 121H105ZM129 120H127L128 123H129ZM137 120H140V118ZM133 121L130 122V124H129L130 126L133 125L132 123L136 122V121L135 122H133ZM79 122H81V120ZM143 122H145V121H143ZM113 123H115L114 120H113ZM121 123H123V124H121ZM137 123H140V122H137ZM107 125H106V127H107ZM138 125H136V126H138ZM136 126H135V128H137ZM80 128H82V127H80ZM137 130H139V128L136 129V131ZM121 133H122V136H121ZM34 134L36 135V137L34 136ZM76 134H77V136H76ZM82 135H83V137H80ZM56 137L59 139H57ZM75 137H77V138H75ZM69 138L75 139V141L71 140V141H73V144L70 141L67 142V139L70 140ZM76 139H78V140H76ZM113 140H114V142L112 143ZM47 141H49V142H47ZM50 142L52 143V145ZM47 143L50 145H48ZM53 143H55V144H53ZM63 143H64V145H63ZM65 143H66V145H65ZM68 143H71L70 144L71 146L68 145ZM91 143H93V144H91ZM115 143L117 144V141ZM120 143H122V142H119V145H116L118 147H116L114 145L115 146L114 148L120 149V147H122V146L124 147V144L121 146ZM110 144H111V146H110ZM134 144H136V143L134 142ZM68 147H70V148H68ZM61 148H63V149H61ZM66 148H67V150H66ZM58 149L60 151H58ZM61 151H63V156H64V152L66 153V156H64V159L61 158V156H62L60 154V153H62ZM122 151L125 152V153H123L124 156H122ZM132 151L130 153H132ZM68 152H70V155ZM71 152H73V153H71ZM113 152H117V149L114 150ZM54 157L56 159H58V157H60L62 160L61 159H58V160H61L62 162L61 161L58 162L56 160V162H58V164H55ZM183 158L185 160L181 161V159H183ZM125 173H127V175L134 173L135 176L132 175V177H130V176L127 177V175H126L127 180H126L125 175L123 176L124 178H122V180L118 178L119 176H121ZM115 175H116V177H114ZM113 178H114V180H112ZM243 178H244V185H242ZM245 178L248 181H250V183L252 182V180L253 181L255 180V182L251 183V184H247L248 181L245 180ZM117 179H118V181H117ZM258 179H260L261 182ZM125 180H126V182L123 184V181H125ZM114 181L119 182V184L121 183L120 181H122V183H121L122 185L120 184L119 186H117L118 183L115 184ZM229 181H230V183H228ZM218 182L221 184V185L219 184L220 185L219 187L217 186ZM147 184H149V183L147 182ZM241 185L243 187H241ZM148 186H150V184ZM251 186H253L254 189H252L253 187H251ZM146 189H148V188H146ZM154 190L155 189H153V192H156ZM181 191H183V192H181ZM142 193L144 194V197H143ZM246 193H242V195L243 194L245 195ZM139 194L142 197H140ZM152 194H154V193L150 194L151 195L150 198L155 197V196L152 197ZM159 194L160 193H158V195ZM259 194H260V192H259ZM262 194L260 195L261 197H258L259 195L257 194L258 196L255 199L257 201L256 203L258 204V207H256V209H254V210H256L257 212L253 211L252 215L250 214L251 217L248 216L249 214L247 213L248 218L255 217V219H256V220L255 219L252 220V221H254V224L251 221L252 225H254L253 228L252 227L250 228V232L247 233V236H246V233H244L245 234L244 235L242 232L239 233L242 235L241 237H240V235L236 236V237H239V239L241 238L242 242L237 240V239H235V240L233 239L234 242L238 241V243L236 242L238 244V247L236 248V246L234 245L235 248L237 249V250L235 249L236 255L241 253L240 250H244V253L243 254L241 253V254L244 255L248 259V256L250 255V253H253V256H252L253 261L251 260L252 264H264V216H262V215H264V194L263 195ZM155 195L157 196V194H155ZM227 195H229V192ZM232 195H233V193H232ZM179 198H177V199H179ZM163 201H164V199H163ZM152 202H153V200H152ZM154 202H155V200H154ZM145 203L148 204L147 202H145ZM203 204H201V206ZM176 206H177V204H176ZM148 207H149V205L146 208H148ZM181 207L179 208L180 211H178L179 210L178 208L175 209L173 207L172 212L184 213V211L181 212V210H183V209H181ZM251 207L253 208V206H251ZM259 208L263 213L260 210H258ZM140 209H141V211H137ZM184 210H185V208H184ZM258 211L261 213H259ZM128 212H125V213L127 214ZM104 213L107 214V216L105 215L106 219L103 218ZM151 213H153V212H150L149 215H151ZM157 213H158V211H157ZM258 213H259V217L261 216L263 218L260 217L261 218L260 219L258 217V215L255 216ZM253 214H255V215H253ZM122 215H120V216L123 217ZM101 216L103 218L102 221H100ZM117 217H119V216L117 215ZM123 219H127V218H123ZM128 220H129V218L127 219V221ZM260 220H263V221H260ZM140 221L142 223H140ZM258 222L260 223V227L262 226V228H260L258 226L259 225ZM121 224H123V223L121 222ZM121 224H120V226H122ZM127 224H129V223L127 222ZM83 225H93V227H95L96 225H100V228H99V226L98 227L96 226L95 228L88 226V229H89V227H91L92 230L94 229L95 231L96 230L99 231V229H100L99 232L101 234L98 231L97 232L100 235H97V233L94 231H93L94 233L93 232L90 233L91 229L88 230L87 228H85L87 226H83ZM102 225H107V226L102 227ZM256 225L260 228L259 231H257V232L253 231L254 233H251L252 230L255 228H256L255 230H258V227H256ZM115 226H117V227H115ZM129 232H127V233H129ZM95 233H96V235H95ZM122 235H125V234H122ZM84 236L85 237L87 236V238H85ZM78 238L79 239L81 238V239L79 240ZM82 238H84V239H82ZM245 238L248 240L247 241L244 240ZM85 239H87L86 240V242L88 241L87 243L83 241ZM123 240H125V239H123ZM123 240L121 238L119 243L122 242ZM81 241H83V242L80 243ZM92 241H90V242H92ZM243 242H246V244H244ZM67 243H70V244L72 243V247L68 244L69 249H70V247L72 249V250L68 249L70 254H69V252L65 253L66 252L65 250H67V249H65ZM100 243H102V242L100 241ZM252 243H253V245H254V243L259 244V246H258L259 249L256 247L257 251L259 250V253L257 255H255V253L253 251L254 249H252V247H254V246H252ZM91 244L93 245L94 243L92 242ZM233 244H235V243H232V245ZM249 244H251V246H252L251 249L253 252L249 251L248 252L249 255L246 256L247 251L245 250V247L250 248ZM41 245L42 246L44 245V248H46L45 247V245H46L47 249H45L43 251V248L41 247ZM68 245H67V248H68ZM82 246H80V247H82ZM93 247H96L95 244L93 245ZM87 248H84L83 253H80V251L77 250L81 254V255H78L79 254L78 253L76 255V256H79L80 260H81V258H84V257H86L87 259L89 258L91 252L88 253V251H87V253L89 254L88 255L85 252V250ZM89 248H91V247L89 246ZM239 248H240V250H239ZM229 251H230V249H229ZM229 251H228V254L230 256ZM237 252H239V253H237ZM64 254H69V255H67V258H66V256ZM93 254H95V253H93ZM80 256H83V257H80ZM64 257H65V259H63ZM96 257H94V259L91 261V263L94 260H96L95 259ZM235 257H237V256H235ZM245 257L243 259H245ZM70 258H72V256ZM86 258L83 259L82 262L84 260H86ZM75 259H76V257H75ZM103 259L104 260H110V258L105 259L104 257H103ZM97 260L99 261L100 259H97ZM113 260H115V259H113ZM21 261H19V263H21ZM68 261L71 262V259H69ZM76 261H78V260H76ZM122 261L119 260V264ZM242 261L243 260H241V262ZM248 261H250V259H248ZM248 261H246V260H245V262L243 261V264L248 262ZM70 262H69V264H72V262L71 263ZM73 262H75V261H73ZM85 262H83V264ZM94 262H93V264H95ZM251 262H248V264H251ZM99 263H102L101 260ZM108 263L111 264L112 261L110 260V262H108ZM86 264H88V263L86 262ZM104 264H106V263H104ZM113 264H114V262H113ZM116 264H118V263H116Z\"/></svg>",
    "mask_w": 264,
    "mask_h": 264
}]
</instances>
